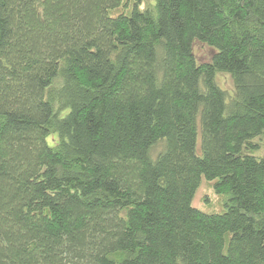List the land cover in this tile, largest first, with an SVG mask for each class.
Segmentation results:
<instances>
[{
  "label": "trees",
  "instance_id": "1",
  "mask_svg": "<svg viewBox=\"0 0 264 264\" xmlns=\"http://www.w3.org/2000/svg\"><path fill=\"white\" fill-rule=\"evenodd\" d=\"M0 264H264V0H0Z\"/></svg>",
  "mask_w": 264,
  "mask_h": 264
},
{
  "label": "rangeland",
  "instance_id": "2",
  "mask_svg": "<svg viewBox=\"0 0 264 264\" xmlns=\"http://www.w3.org/2000/svg\"><path fill=\"white\" fill-rule=\"evenodd\" d=\"M194 52L198 62L210 61L215 53L214 48L206 45L205 43L196 41L193 45ZM219 84L229 92H232L233 83L228 74L219 73L217 75ZM195 204L207 210H221L222 198L219 197L212 187L210 182H204L195 198Z\"/></svg>",
  "mask_w": 264,
  "mask_h": 264
}]
</instances>
